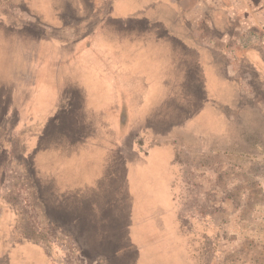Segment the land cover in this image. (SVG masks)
Here are the masks:
<instances>
[{"label": "rangeland", "instance_id": "obj_1", "mask_svg": "<svg viewBox=\"0 0 264 264\" xmlns=\"http://www.w3.org/2000/svg\"><path fill=\"white\" fill-rule=\"evenodd\" d=\"M111 5L112 0H0V11L15 8L44 21L53 13L63 15L59 26L65 30L54 34L64 41L87 34L72 46L56 47L64 63L58 64L56 52L51 57L60 66L54 67L61 69L55 73L61 81L52 93L25 90L15 113L17 83L11 67L0 65V187H6L0 254L8 264H185L175 244L177 227L162 218V204L170 188L177 190L178 167L190 157L203 168L214 160L219 176L223 160L230 161L231 168L215 177L217 184L233 186L232 204L221 210L218 194L215 210L206 201L210 195H201L203 203L194 193L184 195L185 205L194 207L184 209L182 224L191 263L264 264V186L244 177L246 162L229 151L247 132L264 143V79L248 64L234 68L244 91L254 96L238 117L244 129L236 120L231 124L222 107L235 94L234 83L225 79L223 52L238 61L246 47L255 46L264 55V0H143L113 3L109 11ZM93 6L98 11L91 19ZM187 36L211 48L216 61L210 51L204 59L200 48L186 43ZM7 37L0 20V62L7 55ZM234 45L238 51L229 48ZM27 52L31 56L22 55L18 67L23 88L35 80L23 61L43 60L40 53ZM214 148L226 150L210 157ZM252 165L247 162V170L264 173V165ZM243 180L247 193H241ZM63 218L82 222L83 242L65 240L75 227ZM15 224L19 235L33 234L38 241L18 238ZM41 244L57 262L44 258ZM81 250L105 260L94 263Z\"/></svg>", "mask_w": 264, "mask_h": 264}, {"label": "crops", "instance_id": "obj_2", "mask_svg": "<svg viewBox=\"0 0 264 264\" xmlns=\"http://www.w3.org/2000/svg\"><path fill=\"white\" fill-rule=\"evenodd\" d=\"M87 2H92V0H86ZM94 2H97V0H93ZM135 2V1H143V0H112V5L110 6L109 11L111 10V8L113 7V3H116V6H118L119 3H123V2ZM16 3V2H15ZM16 5V4H15ZM142 6H144L142 4ZM96 7V6H95ZM93 6V9L95 8ZM145 7H147V5H145ZM2 8V7H1ZM2 10V9H1ZM13 10V11H12ZM94 11V12H93ZM97 9L95 8L94 10H92V12L89 14V16L91 17L94 13H97ZM107 11V12H109ZM24 13V16L23 14ZM23 16V17H22ZM28 17L27 21L26 18ZM44 20H41V18L37 15L33 16L31 14H29L27 11H19L14 9H9L8 12L5 11H0V20L3 23L4 29H6V31L8 32L9 37H7V39H9L7 46H6V54L5 56H3L1 59L3 61L0 62V65H2V63L5 61L7 65H9L11 67L10 71H11V76L12 78H14V82L17 83V88L14 90L13 92V101H12V111H14V113L16 112L14 108H16L15 103H17V99L19 100V98L21 99L22 95H25V92L30 89L31 91V95L37 94L39 92V90L41 91V93L44 95L47 92H53V88L56 86V81H61V76H59L56 80L55 77V73L59 74L61 72L60 68H56L54 66H56V61L54 62V58L51 57V54H53V52L55 53L56 51V47H69L72 46V44L74 43H79V41H82V39L87 35L85 34L82 38L80 37V39L76 40V41H64L61 38H57L55 37L54 32L57 30L59 31L60 29H64V26H59L61 19H63V15H59L58 13L56 14H51V15H47L46 18H44ZM92 19V17H91ZM182 27V26H181ZM170 28V27H169ZM177 29L176 26H171L170 29ZM183 28V27H182ZM65 30V29H64ZM91 34L93 33L92 31L90 32ZM184 33V32H182ZM225 34V33H224ZM11 35V36H10ZM188 37V36H187ZM187 37H184L187 38ZM188 44H193L196 45V47H198V49L201 51V56L205 59L206 55H209L208 52H212V54H210L211 58L210 60L212 61H216L215 57H214V51H211L212 49L209 48L207 45H203L200 46L197 42H192L190 37L187 38V42ZM14 46H13V45ZM26 44V45H25ZM31 47H30V46ZM28 46V48H27ZM241 47V46H240ZM229 48L237 50L239 49L238 45H234V46H229ZM228 48V49H229ZM18 50H20L21 52L19 53ZM64 50V49H62ZM202 50L204 51L202 53ZM27 51H32V56L36 53H40L41 55H43V60H39V59H35L33 58L31 61L28 62H24L23 64L24 66L27 68V70L29 71V76L30 74L32 75V79L33 80L31 83V86L27 87V88H23L22 86V81H19V76L22 77V74L20 75V70H19V66L21 65V60H22V55H29L28 57H30L31 55L27 52ZM236 51V52H237ZM57 53V52H56ZM57 54H59L60 56L57 58L58 60V64H63V60L61 58V56H63V53L58 52ZM244 54V55H243ZM223 55L226 56L228 62H223V66H224V71H225V79L230 83V85L232 83H234V87L233 89L235 90V94H234V101H231V103H229L228 105L223 104L222 107L224 108L222 113H225L227 116L228 121L232 124L234 123V120L237 121L236 125L240 124V119L238 117H240V114L243 113L242 108L246 105V103L252 102L253 100L251 99L252 97H254L253 91H244L243 88V80H241L240 76V71L238 70V72L236 73L234 71V68L238 65H236L237 63L239 64V68L244 65V64H248L250 65V67H252L255 70V73L258 75L259 79H264V55L261 51V49H259L258 47L252 46V47H246L245 51H243L242 56H239L238 61L237 60H233L231 59V56L229 54H227V52H223ZM27 57V56H26ZM209 58V57H208ZM48 64L51 65L50 68H48ZM57 67H60L57 65ZM236 70V69H235ZM48 74H49V80L48 79ZM25 74V79L28 80ZM71 78L70 76H66V79ZM45 84V85H44ZM26 90V91H25ZM20 96V97H19ZM29 104H32V101H30ZM247 106V105H246ZM228 107V108H226ZM246 109V108H245ZM257 109V108H256ZM247 110V109H246ZM261 114V113H260ZM262 115V114H261ZM241 118V117H240ZM241 127V129L243 128L242 125H239ZM246 127V126H245ZM233 128H237V127H233ZM248 130V127H246ZM245 128V129H246ZM241 129L237 131L240 133ZM244 129V128H243ZM245 135V134H243ZM241 135V138L239 139L240 142H236L235 140H233L231 142V144L229 146H232L231 149L229 151H232V153H235L237 156H239V158L241 160H244L242 162H246L245 165V169L243 170L244 172H246L245 174H243L244 177H253L255 180L257 179L258 182L261 183V186H264V173L261 172V174H258L257 172H252L249 170H247V162H250L251 165L253 163L252 166H256V167H261L264 165V154H263V150L261 149V147H264V143L263 140L259 143L255 141L254 138H249L248 137V132L246 133L247 136H243ZM235 143V144H233ZM233 144V145H232ZM245 145V146H252L254 147L253 150H251V152L246 151L245 149H241V146ZM257 150V148H259ZM212 148V147H209ZM221 150V151H220ZM226 148H214L212 149L209 153H210V157H213L217 154H224L225 153ZM112 150H108V153H111ZM205 153H202V155ZM202 157H206V156H202ZM201 159V157H199ZM192 158H188L187 160H179V162H183V167L179 166L178 168V174L180 176L179 178V186L177 188V190H171L170 188V192H169V196L167 198V201L165 203H163L162 207L164 208L165 214L163 215L162 218H164V220L166 222H172L174 220V223L176 225V232L178 231L179 236L176 239V245H177V249L180 246L181 249V258L184 259L185 264H192L190 261L191 256L188 254V252L186 250H184V234L182 232V224L184 222V209L188 208L190 210H193V206L188 205L186 206L184 203V195L186 194H192L194 193V195H198L196 198H199L197 200H199V203H203V200H201V195H210L212 198L214 197L215 194H218L221 196L222 201L219 204H222V207H217V209L221 210L222 208H225L223 206V204H228V206H230V204H232V196L231 193H233L232 187L233 186H221L219 184L216 183V177H222L224 175V172L226 170H229L231 168V162L227 161V160H223V165L221 171L223 173H220L222 175H217L215 173V161L213 160L210 163V166L206 165V168L202 167V166H195V163L193 162V160H191ZM224 159H226L224 157ZM226 163V164H224ZM184 171V173H183ZM185 174V175H183ZM219 174V173H218ZM31 178H32V182L34 183V189L36 191V195H37V199L40 202L41 205V211H42V215L43 218L46 220L47 224L50 225V223L47 221V216L45 214V204L44 201H41L39 198L40 192L38 191V187L36 186L35 182H34V176L32 174V172H30ZM216 176V177H215ZM242 176V177H243ZM244 179V178H243ZM243 183L241 184V188L242 191L241 193H247V183L246 180L242 181ZM260 186V187H261ZM264 191V188H263ZM6 194V187L5 184L0 187V203L2 201V197L3 195ZM195 198V199H196ZM187 201V199H186ZM207 203L210 204V208H212V210H215L213 208H215V203H214V198L212 200H210L208 197L206 198ZM38 202V204H39ZM150 206L149 208H151V204L148 203ZM69 207L70 205H72L71 203H68ZM196 208V206H195ZM0 212H1V208H0ZM2 215V214H1ZM0 215V217H1ZM187 219V218H186ZM240 219V217H239ZM188 220V219H187ZM62 223V222H61ZM63 223L68 224L70 227L73 228L75 227L76 232L69 230L68 231V235H67V239L68 241H72L74 243H81V241L83 242L85 239V235L82 234L83 231L80 230V224L82 222H73V221H69L67 223V221L63 218ZM210 224H214V219L213 222H211ZM16 224H15V228H14V232L17 235L18 238H23L22 240L24 241H38L37 239L34 238V235H29V236H24L22 234H18L17 233V229H16ZM82 234L79 236V239L75 238L74 235H78ZM65 238V237H64ZM43 240H39V242H41ZM175 242V241H173ZM0 244L3 245V247H5V235L3 234L0 237ZM42 248H44V252H45V256L44 258L48 257L53 259L54 258L56 260H54L55 262H57L58 257L57 255H54L53 251L51 249H46L45 246H43L42 244L40 245ZM3 250V249H2ZM51 250V251H50ZM83 251H86L83 248ZM3 253L0 254V264H8V261L4 259ZM59 254V253H58ZM83 255L84 258H92L94 259V263L95 261L101 259V260H105L104 255H101L99 253L94 254L93 256H89L87 253L82 252L81 250V256ZM62 257V256H60ZM108 259V256H107ZM186 259V260H185ZM189 260V261H188ZM104 262V261H103ZM61 264H63L61 262Z\"/></svg>", "mask_w": 264, "mask_h": 264}, {"label": "trees", "instance_id": "obj_3", "mask_svg": "<svg viewBox=\"0 0 264 264\" xmlns=\"http://www.w3.org/2000/svg\"><path fill=\"white\" fill-rule=\"evenodd\" d=\"M244 146V145H243ZM191 254V253H190Z\"/></svg>", "mask_w": 264, "mask_h": 264}]
</instances>
